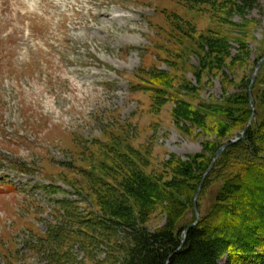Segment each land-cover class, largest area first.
<instances>
[{
	"label": "rangeland",
	"instance_id": "obj_1",
	"mask_svg": "<svg viewBox=\"0 0 264 264\" xmlns=\"http://www.w3.org/2000/svg\"><path fill=\"white\" fill-rule=\"evenodd\" d=\"M227 3L0 0V264L122 263L105 234L73 233L69 216H84L86 195L103 193L113 145L161 173L171 156L226 142L224 116L209 112L201 127L178 123L174 110L179 100L224 103L264 56V0L241 10ZM201 36L224 38L231 54L200 83L189 45ZM223 182L210 178L202 214ZM164 223L159 210L149 228Z\"/></svg>",
	"mask_w": 264,
	"mask_h": 264
},
{
	"label": "trees",
	"instance_id": "obj_2",
	"mask_svg": "<svg viewBox=\"0 0 264 264\" xmlns=\"http://www.w3.org/2000/svg\"><path fill=\"white\" fill-rule=\"evenodd\" d=\"M191 1L214 9L232 1L236 10L253 3V0ZM190 43V53L197 56L201 68L197 73L200 83L204 72L223 69L231 54L228 42L221 37L201 36L192 38ZM250 82L251 77L241 80V91L226 97L219 105L194 106L179 100L174 110L178 123L201 127L209 112L224 116L225 124L219 126L218 135L226 142L240 137L247 129L244 138L225 149L206 176L199 196L212 175H218L224 182L206 214L201 212L198 196L200 218L188 231L181 249L184 230L196 221L194 197L223 144H205L201 153L186 160L171 156L161 173L147 172L145 155L134 148L113 145L114 165L108 167L105 181L101 182L104 191L94 193L95 199L90 193L86 195L90 206L84 216H69L76 226L72 232L87 233L91 229L105 234L104 242L124 254L121 264H221L225 255V264H264V64L252 86L255 116L248 127L253 113L248 95ZM232 130H238L235 137L231 136ZM68 203L59 201L64 206ZM159 210L165 223L151 230L149 221ZM118 232L124 234L120 243L112 241ZM93 234L91 237L96 238ZM47 236H52V231Z\"/></svg>",
	"mask_w": 264,
	"mask_h": 264
},
{
	"label": "water",
	"instance_id": "obj_3",
	"mask_svg": "<svg viewBox=\"0 0 264 264\" xmlns=\"http://www.w3.org/2000/svg\"><path fill=\"white\" fill-rule=\"evenodd\" d=\"M263 63H264V56H263V58L261 59V61L257 64V66H256V68H255V70H254V72H253V74H252V76H251V82H250V87H249L248 95H249V101H250V105H251V109H252L253 113H252V116H251V119H250V122H249L248 127L251 125V123H252V121H253V119H254V116H255V107H254L253 96H252V86L254 85V83H255V81H256L257 75L259 74V71H260V69L262 68ZM248 127H247V128H248ZM246 132H247V129H245V130L241 133L240 137H235V138H233V139H230V140L227 141L224 145H222V147L217 151V153H216V155H215L213 161L211 162V165H210L209 168L207 169V171H206V173H205V175H204V178H203V180H202V182H201V184H200V186H199V188H198V191L196 192V195H195V197H194V211H195V214H196V221H195L193 224H191L190 226H188V227L184 230V232H183V240H182V243H181L179 249H181L182 246L184 245L188 231H189L191 228H193L194 226H196L197 223H198V221H199L200 213H199V211H198V207H197V199H198L199 192H200V190H201V188H202V186H203V183H204V180H205L206 176L210 173V171H211L212 168L214 167L215 163L217 162V160L220 158L221 154L223 153V151H224L225 149H227L228 147H230L231 145H233V144L239 142L242 138H244ZM168 262H169V260H168Z\"/></svg>",
	"mask_w": 264,
	"mask_h": 264
}]
</instances>
